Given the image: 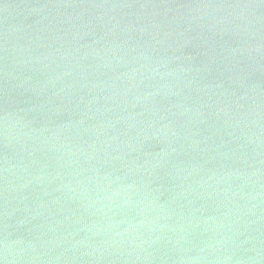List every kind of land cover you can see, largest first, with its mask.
Instances as JSON below:
<instances>
[{"label": "water", "instance_id": "1", "mask_svg": "<svg viewBox=\"0 0 264 264\" xmlns=\"http://www.w3.org/2000/svg\"><path fill=\"white\" fill-rule=\"evenodd\" d=\"M0 264H264V0H0Z\"/></svg>", "mask_w": 264, "mask_h": 264}, {"label": "clouds", "instance_id": "2", "mask_svg": "<svg viewBox=\"0 0 264 264\" xmlns=\"http://www.w3.org/2000/svg\"><path fill=\"white\" fill-rule=\"evenodd\" d=\"M12 250V245L11 244H6L5 245V252L6 253H11Z\"/></svg>", "mask_w": 264, "mask_h": 264}]
</instances>
